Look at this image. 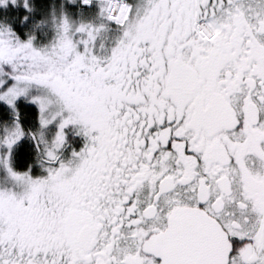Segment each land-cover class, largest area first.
Segmentation results:
<instances>
[{
    "label": "snow or ice",
    "instance_id": "1",
    "mask_svg": "<svg viewBox=\"0 0 264 264\" xmlns=\"http://www.w3.org/2000/svg\"><path fill=\"white\" fill-rule=\"evenodd\" d=\"M0 264H264V0H0Z\"/></svg>",
    "mask_w": 264,
    "mask_h": 264
}]
</instances>
